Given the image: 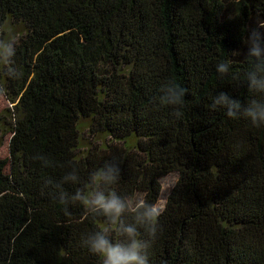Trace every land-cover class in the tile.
Here are the masks:
<instances>
[{
    "label": "trees",
    "instance_id": "16d2710c",
    "mask_svg": "<svg viewBox=\"0 0 264 264\" xmlns=\"http://www.w3.org/2000/svg\"><path fill=\"white\" fill-rule=\"evenodd\" d=\"M252 24L264 0H0L23 71L0 68V264H99L81 244L99 220L65 212L44 179L107 159L139 200L158 204L177 175L150 264H264V126L211 106L218 91L256 98L240 83ZM172 82L186 89L178 115L158 103Z\"/></svg>",
    "mask_w": 264,
    "mask_h": 264
},
{
    "label": "clouds",
    "instance_id": "9594fccd",
    "mask_svg": "<svg viewBox=\"0 0 264 264\" xmlns=\"http://www.w3.org/2000/svg\"><path fill=\"white\" fill-rule=\"evenodd\" d=\"M7 32V38L0 39V68L6 81L20 80L23 71L16 63V31L9 25ZM244 45L247 67L240 83L256 98L242 102L229 92L218 91L211 106L223 109L229 118L264 126V26L250 25L246 29ZM231 71L227 60L216 64L219 76H227ZM3 94H6V88L0 85V95ZM185 96L186 89L172 82L161 89L158 103L171 107L178 115ZM40 160L47 166L45 158ZM121 177V161L107 159L86 176L73 168L65 171L58 181L53 177L45 178L44 185L65 212L78 205L99 220L101 226L85 234L81 241L99 264H150V249L160 231L162 209L157 203L117 191ZM66 186H71L73 191H68Z\"/></svg>",
    "mask_w": 264,
    "mask_h": 264
},
{
    "label": "rangeland",
    "instance_id": "374dc122",
    "mask_svg": "<svg viewBox=\"0 0 264 264\" xmlns=\"http://www.w3.org/2000/svg\"><path fill=\"white\" fill-rule=\"evenodd\" d=\"M13 27L15 28L16 36H18L21 33L22 28H19L17 26H13ZM7 28H8V26L5 28L6 32H7ZM7 36H8V32H7ZM7 107H9V103L6 100H4L2 97H0V114ZM7 155H8V148H7V145L4 144L0 148V160L5 159L7 157ZM176 181H177V175L176 174L168 175V176H166L160 180L161 195H160L158 205L161 207V209L163 208L165 201H166L171 189L175 185Z\"/></svg>",
    "mask_w": 264,
    "mask_h": 264
}]
</instances>
